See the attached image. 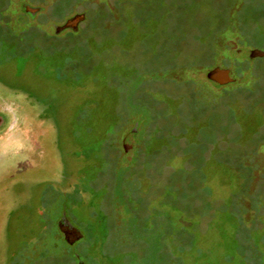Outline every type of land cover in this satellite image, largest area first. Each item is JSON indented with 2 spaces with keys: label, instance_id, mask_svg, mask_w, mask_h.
Segmentation results:
<instances>
[{
  "label": "rangeland",
  "instance_id": "obj_1",
  "mask_svg": "<svg viewBox=\"0 0 264 264\" xmlns=\"http://www.w3.org/2000/svg\"><path fill=\"white\" fill-rule=\"evenodd\" d=\"M252 49L264 0H0V264H264Z\"/></svg>",
  "mask_w": 264,
  "mask_h": 264
},
{
  "label": "flooded vegetation",
  "instance_id": "obj_2",
  "mask_svg": "<svg viewBox=\"0 0 264 264\" xmlns=\"http://www.w3.org/2000/svg\"><path fill=\"white\" fill-rule=\"evenodd\" d=\"M22 11L23 14L27 16L30 20H33L36 15L41 14V8L28 9L25 8V6H22ZM232 84H235V82ZM15 106L17 107L19 105L15 104ZM26 122L27 120L24 116H21V118L20 116H18L17 118L16 113L13 112L11 107H9V105H6L4 101L0 103V134L3 132H11L15 127H20V125H23V123L26 124ZM56 225L60 234H62V236L70 245H73L81 240V235L65 215H61L57 219ZM39 241L41 243V236L39 237Z\"/></svg>",
  "mask_w": 264,
  "mask_h": 264
},
{
  "label": "water",
  "instance_id": "obj_3",
  "mask_svg": "<svg viewBox=\"0 0 264 264\" xmlns=\"http://www.w3.org/2000/svg\"><path fill=\"white\" fill-rule=\"evenodd\" d=\"M25 8H28V7L25 6ZM28 9H31V8H28ZM84 20H85L84 15H76L68 19L62 27L57 28L56 33H61L66 30L76 32L78 30L79 24L82 23ZM248 58L264 59V51L250 50L248 51ZM204 81L216 87H224L226 85L234 83L235 78L230 70L223 69L221 67H215L204 73ZM135 134H136V130H133L129 137L134 143H135Z\"/></svg>",
  "mask_w": 264,
  "mask_h": 264
},
{
  "label": "trees",
  "instance_id": "obj_4",
  "mask_svg": "<svg viewBox=\"0 0 264 264\" xmlns=\"http://www.w3.org/2000/svg\"><path fill=\"white\" fill-rule=\"evenodd\" d=\"M112 256V255H111ZM123 256H125V255H123Z\"/></svg>",
  "mask_w": 264,
  "mask_h": 264
}]
</instances>
